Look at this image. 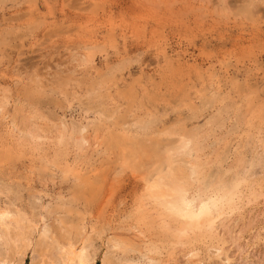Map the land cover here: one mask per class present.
Masks as SVG:
<instances>
[{
	"label": "rangeland",
	"instance_id": "rangeland-1",
	"mask_svg": "<svg viewBox=\"0 0 264 264\" xmlns=\"http://www.w3.org/2000/svg\"><path fill=\"white\" fill-rule=\"evenodd\" d=\"M9 27L13 36L0 44V98L8 102L0 113V208L17 212L30 238L15 250L0 242V260L33 264L45 229L50 250L83 247L86 264L141 261L136 249L148 243L160 246L150 264H264V0H3L0 30ZM10 114L20 127L83 129L87 145L79 152L70 140L64 155H37L18 139ZM140 120L152 125L142 130ZM195 124L204 165L194 185L237 177V195L214 239L168 245L138 220L140 207L157 212L145 195L147 171L170 139L162 131ZM124 155L133 164H122ZM122 239L136 249L119 246Z\"/></svg>",
	"mask_w": 264,
	"mask_h": 264
},
{
	"label": "bare ground",
	"instance_id": "bare-ground-1",
	"mask_svg": "<svg viewBox=\"0 0 264 264\" xmlns=\"http://www.w3.org/2000/svg\"><path fill=\"white\" fill-rule=\"evenodd\" d=\"M1 3L3 0H0ZM14 7V6H13ZM12 8V7H11ZM40 16V15H39ZM5 20V17H3ZM13 19L10 17V20ZM66 19V18H65ZM8 23V21H7ZM39 23V22H36ZM9 24V23H8ZM32 28H34L35 23H31ZM10 25V24H9ZM14 25V24H13ZM38 25V24H36ZM17 25H10V27H15ZM30 26V27H29ZM28 28L31 29L32 33L33 30L31 28V25H29ZM7 27V26H6ZM9 27V28H10ZM5 28V27H3ZM16 28V27H15ZM18 28H20L18 26ZM14 30V29H13ZM12 33V29H3L0 30V44L3 43V41L6 39L7 35ZM15 33V30H14ZM11 35V34H10ZM33 35V34H32ZM13 36V35H11ZM15 37V36H14ZM8 39V38H7ZM6 39V40H7ZM10 42V40L8 41ZM2 45V44H1ZM12 45V44H11ZM4 52V51H3ZM15 67V66H14ZM18 67V66H17ZM14 69V68H13ZM25 72V71H24ZM21 74V73H20ZM38 79V78H37ZM36 79V80H37ZM95 84V83H94ZM93 84V85H94ZM100 84V83H99ZM23 85V83H22ZM33 85V84H32ZM41 85V84H39ZM98 86V85H97ZM96 86V87H97ZM27 87V86H26ZM32 87V86H31ZM99 88V87H98ZM92 89V88H91ZM22 90V89H21ZM26 90V89H25ZM8 91V90H7ZM93 91V90H92ZM6 92V90H5ZM29 92V91H28ZM12 93V92H11ZM27 93V92H25ZM31 93V91L29 92ZM203 93V92H202ZM32 94V93H31ZM37 94V93H36ZM35 94V95H36ZM99 95V94H98ZM31 96V95H30ZM211 96V95H210ZM3 97V96H1ZM42 97V96H41ZM45 97V96H44ZM92 97V96H91ZM51 98V97H50ZM212 98V96H211ZM81 99V98H80ZM206 99V98H205ZM51 100V99H50ZM212 101V100H211ZM221 101V100H220ZM85 102V101H84ZM210 102V101H209ZM8 102L6 101L5 97L0 98V113L5 110L6 105ZM17 103V102H16ZM21 103V102H20ZM19 103V104H20ZM36 103V102H35ZM80 103V102H79ZM83 103V102H82ZM87 103V102H85ZM207 103V102H205ZM18 104V105H19ZM37 104V103H36ZM84 104V103H83ZM223 104V103H222ZM27 105V104H26ZM87 105V104H86ZM85 105V106H86ZM207 105V104H206ZM205 106V105H204ZM16 107V106H15ZM18 107V106H17ZM21 107V106H20ZM19 107V109H21ZM95 107V106H94ZM97 108V107H96ZM191 108V107H190ZM224 108V107H223ZM226 108V107H225ZM40 109V108H39ZM53 109V108H52ZM223 110V109H222ZM14 111V110H13ZM17 109L15 110V112ZM36 111V109H35ZM104 111V110H103ZM196 111V110H194ZM199 111V110H198ZM19 112V111H18ZM38 112V110H37ZM217 112V111H216ZM219 112V111H218ZM20 113V112H19ZM23 113V112H22ZM25 113V112H24ZM23 113V114H24ZM29 113V112H28ZM97 113V112H96ZM196 113V112H195ZM198 113V112H197ZM3 114V113H2ZM212 114V113H211ZM217 114V113H216ZM221 113H218V115ZM11 115V114H10ZM15 115V113H14ZM14 115H11V125L12 128L17 130L18 133V139L21 140L22 143L29 144V147L36 152L37 155H43L47 150L51 149L52 151H55V149H63V155L67 153V148L69 146V141L73 140L74 145L77 149V151H82L84 146L87 145V139L83 134V129H75L74 127H69L65 123H63L58 129L52 130L51 128H43L35 125L34 123L31 122H26L23 124V127L18 126V122L16 121V118ZM17 115V114H16ZM29 114H27L28 116ZM98 115V114H97ZM197 115V114H196ZM199 116V115H197ZM205 116V115H204ZM214 116V115H213ZM217 116V115H216ZM18 117V116H17ZM33 117L32 114H30L26 118H31ZM99 117V116H98ZM104 117V116H103ZM106 117V116H105ZM108 117V116H107ZM215 117V116H214ZM218 117V116H217ZM220 117V116H219ZM24 118V119H26ZM68 118V117H67ZM138 118V117H137ZM150 118V117H149ZM223 118V117H222ZM23 119V120H24ZM148 119V118H147ZM219 119V118H218ZM217 119V120H218ZM20 120V119H19ZM22 120V121H23ZM50 120V119H49ZM103 120V119H102ZM107 120V118H106ZM136 119L134 118V121ZM142 120V119H141ZM140 120V128L147 129L149 124L147 123L146 120L141 121ZM154 120V119H153ZM21 121V122H22ZM36 121V120H35ZM48 121V120H47ZM68 121V120H67ZM152 121V120H150ZM221 121V120H219ZM74 122V121H73ZM137 122V121H135ZM139 122V119H138ZM205 122V121H204ZM210 122V121H209ZM49 123V122H48ZM84 123V122H83ZM132 123V122H131ZM182 123L184 121L182 120ZM221 123V122H220ZM60 124V123H59ZM58 124V125H59ZM192 124V123H191ZM198 124V123H197ZM197 124H195L197 126ZM206 124V123H205ZM223 124V123H222ZM185 125V124H184ZM194 125V124H193ZM204 125V124H203ZM209 125V124H208ZM213 125L212 123L209 125ZM73 126V125H71ZM121 126V124H120ZM136 126V125H134ZM167 126V125H166ZM195 126V127H196ZM199 126V124H198ZM193 130H180V131H173L171 132L170 130H164L161 132V134H166L170 136L169 138L171 139V135L175 137L173 141H170L168 139L164 145L163 150L160 152V147L159 149L157 148L156 151H158V155L161 157H157L154 155V160H152V166L150 169H148L147 174L151 175V180H146L147 183V194L146 198L151 200V203H153V206L157 209L154 214V212L150 213L147 209H141L140 207V214H135L138 216V220L143 224L146 225L150 228L156 227L160 234L163 235L162 238L166 239L169 244L175 245V246H180V247H187L188 245H192L193 243L196 244L195 242L198 241H203L206 238H211L213 237L214 234H216V228H217V223L218 220L220 219L221 215L224 212L225 208H230V204L234 201V195L236 194L237 191V177L234 181H226L222 180L221 185L216 186V184H211L205 183L203 186V189L196 188L194 185L195 182L199 181L200 175V169L203 165L200 166L199 162L200 159H198V152L200 153L202 151V132L200 127ZM207 125H205L206 127ZM208 126V127H209ZM214 126V125H213ZM57 127V126H56ZM55 127V128H56ZM82 128V126H80ZM124 127V126H123ZM122 127V128H123ZM170 127V126H169ZM180 127V125H178ZM188 127V126H187ZM204 127V126H203ZM149 128V127H148ZM168 128V127H167ZM177 128V127H176ZM175 128V130H176ZM183 127H180L182 129ZM128 129V128H127ZM179 129V128H178ZM184 129V128H183ZM12 130V129H11ZM115 130V129H114ZM121 130V129H120ZM140 130V129H139ZM160 130V129H159ZM205 129H203L204 131ZM14 131V130H13ZM138 131V130H135ZM146 131V130H145ZM156 132V131H155ZM158 132V131H157ZM205 132V131H204ZM207 132V131H206ZM112 133V132H111ZM142 133V131L140 132ZM139 133V134H140ZM115 134V133H114ZM136 134V133H135ZM171 134V135H170ZM119 135V134H118ZM129 135V134H128ZM17 136V135H16ZM111 136V135H110ZM167 136V137H168ZM116 137V136H115ZM136 138L134 136H131V138ZM204 137V136H203ZM110 138V137H109ZM248 138V137H247ZM163 139V138H162ZM140 140V139H139ZM172 140V139H171ZM138 141V140H137ZM157 141V140H156ZM19 142V141H18ZM97 142V141H96ZM104 142V140H103ZM164 142V141H162ZM144 143V142H143ZM142 143V144H143ZM90 144V143H89ZM121 144V143H120ZM126 144V143H125ZM204 144V143H203ZM3 145V144H2ZM141 145V144H140ZM148 144H146L147 146ZM111 146V145H110ZM125 146V145H124ZM208 146V145H207ZM96 147V146H95ZM152 147V146H151ZM150 147V148H151ZM158 147V146H157ZM163 147V146H162ZM140 148L143 150V145L140 146ZM148 148V147H147ZM87 149V148H86ZM114 149V148H113ZM139 149V148H138ZM152 149V148H151ZM150 149V150H151ZM154 149V148H153ZM162 149V148H161ZM125 150V149H124ZM145 150V149H144ZM149 150V148H148ZM147 150V151H148ZM201 150V151H200ZM31 151V150H29ZM126 151V150H125ZM134 151V150H133ZM136 151L138 152L137 148ZM152 151V150H151ZM150 151V152H151ZM154 151V150H153ZM154 151V152H156ZM204 151V150H203ZM215 151V150H214ZM34 152V153H35ZM91 152V151H90ZM99 152V151H98ZM130 152V151H129ZM146 151H144L145 153ZM153 152V154H154ZM220 152V151H219ZM126 153V152H125ZM123 153V154H125ZM135 153V152H134ZM143 153V152H142ZM229 153V152H228ZM254 153V152H253ZM261 153V152H260ZM78 154V153H77ZM141 154V153H140ZM149 154V153H147ZM201 154V153H200ZM239 154V153H238ZM112 155V154H111ZM121 155V154H120ZM127 155V154H126ZM132 155V154H131ZM134 155V154H133ZM142 155V154H141ZM210 155V154H209ZM208 155V156H209ZM224 155V154H223ZM226 155V154H225ZM242 155V154H241ZM254 155V154H253ZM150 156V154H149ZM240 156V155H239ZM258 156V155H257ZM262 156V155H261ZM264 156V155H263ZM109 157V156H108ZM138 157V156H137ZM152 157V156H151ZM121 162L124 165H131V159H128L129 157L122 156L121 157ZM162 158H165L164 163L161 160ZM226 158V157H225ZM241 158V156H240ZM258 159H261L257 157ZM55 159V158H54ZM58 159V158H57ZM118 159V158H117ZM137 159V158H136ZM263 159V158H262ZM49 161V159L47 158ZM89 160V159H88ZM119 160V159H118ZM199 160V161H198ZM257 160V159H256ZM58 162L60 161L59 159L57 160ZM63 161V160H62ZM60 161V162H62ZM86 161V160H85ZM120 161V160H119ZM118 161V162H119ZM134 160L132 161L133 164ZM241 162V161H240ZM255 162V161H254ZM258 162V161H256ZM46 163V162H45ZM49 163V162H48ZM47 163V164H48ZM81 163V162H80ZM83 163V162H82ZM116 163V161H115ZM249 164V162H247ZM251 163V162H250ZM253 163V162H252ZM55 164V163H53ZM52 164V165H53ZM65 164V163H64ZM43 165V164H42ZM57 165V164H55ZM59 165V164H58ZM61 165V164H60ZM80 165V164H79ZM85 165V164H84ZM90 165V164H89ZM254 165V164H251ZM47 166V165H46ZM71 166V165H70ZM88 166V165H87ZM140 166V165H139ZM218 166V165H217ZM249 166V165H248ZM50 167V166H49ZM59 167V166H55ZM89 167V166H88ZM118 167V166H117ZM247 167V165H246ZM52 168V167H50ZM54 168V167H53ZM63 168V166H62ZM113 168V167H112ZM115 168V167H114ZM123 168V167H122ZM248 168V167H247ZM43 169V168H42ZM46 169V168H45ZM49 169V168H48ZM117 169V168H116ZM225 169V168H224ZM245 169V168H244ZM123 170V169H122ZM202 170V169H201ZM71 171V170H70ZM211 171V170H210ZM220 171V170H218ZM222 171V169H221ZM230 171V170H229ZM243 171V170H241ZM247 171V170H246ZM245 171V172H246ZM249 171V170H248ZM50 172V171H49ZM59 172V171H58ZM120 172V171H119ZM131 172V171H130ZM202 172V171H201ZM233 172V171H232ZM244 172V173H245ZM254 172V171H253ZM114 173V172H112ZM62 174V173H61ZM69 174V172H68ZM103 174V173H102ZM204 174V173H203ZM212 174V173H211ZM250 176L252 177L253 175L251 173ZM246 173V175H248ZM243 175V174H242ZM241 175V176H242ZM67 176V175H66ZM81 176V175H80ZM142 176V175H140ZM209 176V175H208ZM214 176V175H213ZM244 176V175H243ZM1 177V176H0ZM63 177V176H62ZM203 177V176H202ZM240 177V175H239ZM66 177H64L65 179ZM204 178V177H203ZM203 178H201L203 180ZM232 178V177H231ZM63 179V178H62ZM215 179V177H214ZM218 179V178H217ZM227 179V178H226ZM243 179V178H242ZM251 179V178H249ZM213 180V179H212ZM244 180V179H243ZM241 180V181H243ZM69 182V181H68ZM204 182V181H203ZM199 183V182H198ZM201 183V181H200ZM219 183V182H218ZM240 183V182H239ZM64 184V183H63ZM196 184V183H195ZM220 184V183H219ZM2 185V184H1ZM10 185V184H9ZM218 185V184H217ZM202 187V186H201ZM208 187H210L208 191ZM239 187V186H238ZM56 188V187H55ZM52 190V189H51ZM192 190V191H191ZM207 190V192H206ZM144 191V190H143ZM254 192V191H253ZM37 193V192H36ZM146 193V192H145ZM258 193V192H257ZM1 194V193H0ZM48 194V193H47ZM144 194V193H142ZM251 193H249L250 195ZM254 194V193H253ZM37 195V194H36ZM49 195V194H48ZM237 195V194H236ZM44 196V195H43ZM144 196V195H143ZM253 196V195H252ZM255 196V195H254ZM68 197V196H67ZM142 197V195L140 196ZM42 198V197H41ZM53 198V197H52ZM253 199V198H252ZM18 201V200H17ZM22 201V200H21ZM41 202V201H40ZM66 202V201H65ZM147 204L149 202L145 201ZM24 203V202H23ZM144 203V202H143ZM142 203V204H143ZM145 204V205H147ZM233 204V203H232ZM231 204V207H232ZM7 205V204H6ZM40 205V204H39ZM42 205V204H41ZM45 205V204H44ZM136 205V204H135ZM150 207V204H148ZM236 205V203H235ZM27 206V205H26ZM25 206V207H26ZM234 206V205H233ZM42 208V206H41ZM134 208V207H133ZM138 209V207L136 206ZM154 208V209H155ZM235 208V207H234ZM14 209V208H13ZM45 209V208H44ZM16 211V209H14ZM27 210V209H26ZM46 210V209H45ZM150 210V209H149ZM231 210V208L229 209ZM133 211V210H132ZM131 212V211H130ZM38 213V212H37ZM62 213V212H61ZM72 213V212H71ZM41 215V214H40ZM134 215V216H135ZM33 216V215H32ZM133 217V215H131ZM31 217V216H30ZM38 217V216H37ZM41 217V216H40ZM131 217V218H132ZM135 218V217H134ZM25 219V218H24ZM22 219V220H24ZM28 219V218H27ZM42 219V218H41ZM40 219V220H41ZM133 219V218H132ZM20 216L18 213L12 212V210H9L8 208H0V242L2 244H10L11 247L8 249L13 248L15 250V247H20L21 244L26 243L28 241V237L26 234H24V227L22 221H20ZM47 220V219H46ZM125 220V219H124ZM134 220V219H133ZM27 221V220H26ZM29 222V221H27ZM40 222V221H39ZM134 221L133 223H135ZM138 222V221H137ZM139 222V224H140ZM35 223V222H34ZM33 223V224H34ZM37 223V221H36ZM25 225L29 223H24ZM32 224V225H33ZM41 225V224H40ZM49 225V224H48ZM138 225V223L136 224ZM142 225V226H143ZM38 226V225H37ZM135 226V224H133ZM145 226V228H147ZM136 228V227H135ZM142 228V227H141ZM28 229V228H27ZM34 229V228H32ZM35 230V229H34ZM96 230V229H95ZM136 230V229H135ZM140 231V228L138 229ZM31 231V230H30ZM33 231V230H32ZM39 231V230H38ZM132 231V230H131ZM137 231V230H136ZM138 231V232H139ZM149 231V230H148ZM241 231V230H240ZM29 232V231H28ZM127 232V231H126ZM145 232V231H144ZM155 232V230H154ZM157 232V231H156ZM156 232L154 233L156 235ZM158 232V234H159ZM239 232V231H238ZM38 233V232H37ZM47 230L43 229V232L39 235L36 234V237L39 238L40 241H43L44 243L40 244L42 245V248H38L35 253L32 254V262L33 264H86V256H85V251L83 247H80V249L76 250L73 245H71L69 242L65 245L55 244L54 250L49 249V244L48 241H46V238L49 239L47 236ZM128 233V232H127ZM150 233V232H149ZM219 233V232H218ZM232 233V232H231ZM120 234V233H119ZM122 234V233H121ZM138 234V233H137ZM141 234V233H139ZM157 234V235H158ZM117 235V234H116ZM142 235V234H141ZM139 235L140 237H142ZM147 235V233L145 234ZM144 235V236H145ZM55 236V235H54ZM64 236V235H63ZM71 236V235H70ZM98 236V235H97ZM143 236V237H144ZM151 236H153L151 234ZM161 236V235H160ZM224 236V235H223ZM34 237V236H32ZM56 237V236H55ZM215 237V236H214ZM213 237V239H214ZM30 238V237H29ZM35 238V237H34ZM64 238V237H63ZM81 238V237H80ZM129 238V237H128ZM152 239V237H149ZM155 238V237H154ZM159 240V235L156 236ZM51 239V238H50ZM232 239V238H231ZM31 240V239H30ZM37 240V238H36ZM38 240V241H39ZM53 240V239H52ZM55 240V239H54ZM57 240V238H56ZM76 240V239H75ZM119 241V246L121 247H126L129 246L128 249L134 250L136 249L134 246H130L129 243H126L125 241ZM131 240V239H130ZM135 240V239H134ZM145 240V239H144ZM163 240V239H162ZM207 240V239H206ZM205 240V241H206ZM228 240V239H227ZM32 241V240H31ZM51 241V240H49ZM58 241V240H57ZM63 241V240H62ZM85 241V240H84ZM143 241V239H142ZM151 241V240H150ZM152 241H157L153 240ZM151 241V242H152ZM210 241V239H209ZM30 242V241H29ZM53 242V241H52ZM59 242V241H58ZM131 242V241H130ZM136 242V241H135ZM141 242V239H140ZM158 242V241H157ZM198 242V243H200ZM204 242V241H203ZM201 242V243H203ZM211 242V241H210ZM34 243V242H32ZM39 243V242H38ZM37 241L35 244H38ZM74 243V242H73ZM132 243V242H131ZM146 243V242H145ZM144 243V244H145ZM164 243V242H163ZM162 243V244H163ZM197 243V244H198ZM30 244V243H29ZM116 245V243H114ZM118 244V243H117ZM133 244V243H132ZM131 244V245H132ZM140 244V243H138ZM159 244V243H158ZM161 244V245H162ZM193 244V246H194ZM207 244L206 242L204 245ZM167 245V246H168ZM200 245V244H199ZM2 246V245H1ZM9 246V245H8ZM26 246V244H25ZM30 246V245H29ZM53 246V245H52ZM191 246V248H193ZM7 247V245H6ZM27 247V246H26ZM32 247V246H31ZM34 247V246H33ZM32 247V248H33ZM117 247V246H116ZM139 247V246H138ZM137 251L140 253L142 260H135L134 262L130 264H150L154 261V254H158L157 252V247L159 248L160 246H155L153 243H148L145 246L143 245L142 247L138 248ZM165 247V246H164ZM170 247V246H169ZM206 247V246H205ZM25 248V247H24ZM171 248V247H170ZM2 249V248H0ZM16 248V253L18 250ZM125 249V248H124ZM164 249V248H163ZM161 247V251L163 250ZM4 250V249H3ZM11 250V251H13ZM19 250H21L19 248ZM44 252H41V251ZM193 250V249H192ZM26 251V250H25ZM87 251V250H86ZM160 251V252H161ZM197 252V250H195ZM194 251V252H195ZM204 251V250H203ZM202 251V252H203ZM10 252V251H9ZM114 252V251H113ZM136 252V251H135ZM170 252V251H169ZM192 251V253L195 255ZM201 252V253H202ZM12 253V252H10ZM25 253V252H24ZM106 253V252H105ZM121 253V252H120ZM3 252L0 253L2 256ZM97 254V253H96ZM129 254V253H128ZM198 254V253H197ZM211 254V253H210ZM11 255V254H10ZM23 255V254H21ZM121 255V254H120ZM159 255V254H158ZM162 255V254H161ZM170 255V254H169ZM190 255V254H189ZM222 255V254H221ZM227 255V254H226ZM14 256V255H13ZM103 256V255H101ZM11 257V256H10ZM191 257V255H190ZM193 257V256H192ZM192 257L189 258L192 260ZM208 257V256H207ZM210 257V256H209ZM2 258V257H1ZM22 258V257H21ZM193 258H196L193 257ZM204 258V257H203ZM19 259V258H18ZM106 259V258H105ZM14 260V259H13ZM30 260V259H29ZM161 260V259H160ZM190 260V261H191ZM10 260L7 261V263L4 260H0V264H10ZM91 261V260H90ZM105 261L104 263H106ZM128 262V261H127ZM126 262V263H127ZM193 262V261H192ZM191 262V263H192ZM92 263V262H91ZM195 263V261H194ZM17 264V263H16ZM21 264V263H20ZM88 264V263H87ZM114 264V263H113Z\"/></svg>",
	"mask_w": 264,
	"mask_h": 264
}]
</instances>
